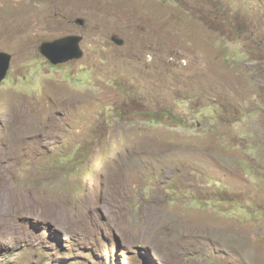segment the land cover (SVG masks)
Wrapping results in <instances>:
<instances>
[{
	"label": "rangeland",
	"instance_id": "obj_1",
	"mask_svg": "<svg viewBox=\"0 0 264 264\" xmlns=\"http://www.w3.org/2000/svg\"><path fill=\"white\" fill-rule=\"evenodd\" d=\"M0 52V264H264V0H0Z\"/></svg>",
	"mask_w": 264,
	"mask_h": 264
},
{
	"label": "water",
	"instance_id": "obj_2",
	"mask_svg": "<svg viewBox=\"0 0 264 264\" xmlns=\"http://www.w3.org/2000/svg\"><path fill=\"white\" fill-rule=\"evenodd\" d=\"M76 23L84 26L83 19H77ZM83 36L69 35L55 41L44 42L40 47V52L52 65H61L70 61L79 60L84 56L81 47ZM112 41L118 45H124V40L113 37ZM12 55L0 52V84L4 81L11 67Z\"/></svg>",
	"mask_w": 264,
	"mask_h": 264
},
{
	"label": "bare ground",
	"instance_id": "obj_3",
	"mask_svg": "<svg viewBox=\"0 0 264 264\" xmlns=\"http://www.w3.org/2000/svg\"><path fill=\"white\" fill-rule=\"evenodd\" d=\"M44 125L46 126V124H41V126H40V130H41V131H44V130L46 129V128L44 129ZM43 129H44V130H43ZM47 136H48V135H47ZM44 138H45V137H44Z\"/></svg>",
	"mask_w": 264,
	"mask_h": 264
}]
</instances>
